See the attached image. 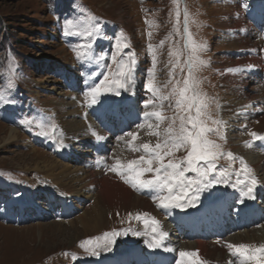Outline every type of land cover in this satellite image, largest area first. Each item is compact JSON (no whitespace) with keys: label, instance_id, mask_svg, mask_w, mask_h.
<instances>
[{"label":"rangeland","instance_id":"374dc122","mask_svg":"<svg viewBox=\"0 0 264 264\" xmlns=\"http://www.w3.org/2000/svg\"><path fill=\"white\" fill-rule=\"evenodd\" d=\"M250 1L252 0H0V93L4 96V102H0V264H94V261L103 259H112L114 264H119L115 260L118 255L129 250L142 252L143 245L148 243V237L153 238L155 232L149 222L153 214L141 210L108 215L97 232L82 233V228L78 225L76 229H71L68 220L85 214L92 200L90 202L86 198L88 202L81 209L83 212L74 208L79 205L76 199L67 202L68 212L60 210V205H56V202L60 201L61 194L57 190L54 192V184L42 173L32 170L33 159L37 161L41 159L37 155L44 154L49 156L48 159L59 161V153L62 156L67 153V144L68 153L73 158L71 166L88 171L84 167V161L93 162L94 155L105 153L106 150L108 155H112V150L121 145L118 141L131 140L125 135L126 132L139 130L141 134L142 127L137 126L142 123H136L139 113L144 109L161 110L160 102L155 107H144V101L151 98L146 93L144 84L148 82L145 70L153 67V54L156 58L155 80L161 94L167 95L177 81L182 85L183 78L187 75L188 69L184 64L188 50L186 43L189 48L191 43L184 34L185 10L188 13L191 40L205 46L198 52V57L206 63L199 65L195 74L200 81L199 91L207 97V112L211 117L208 123L220 132L209 137L220 145L223 153L215 162L217 171L228 172L230 182L214 186L211 195L208 191H202L194 199L192 197L197 193L192 192L183 203H186L185 208H190L194 207L192 205L195 201L200 202V198L210 201L213 196L220 197L230 192L235 194L232 192L235 191L232 185L238 178L248 180L250 177H246L241 171L239 160L227 155L242 149L235 141L236 138H230V133L228 136L225 133L221 107L228 100V88L223 83L222 76L223 71L235 65L241 56L238 54L240 50L234 51L229 44L232 32L228 28L240 16L243 4ZM245 21L248 19L243 21V26H246ZM97 24L99 32L94 38L88 37L87 32L93 31ZM253 28L248 30L252 35V44L254 38L261 35L256 27ZM66 31L81 34L65 35ZM261 38V44L256 46L258 55L261 47H264V37ZM85 44H90L91 47H81ZM117 44L120 47H115ZM148 44L153 45L151 52L147 48ZM170 51L180 54L178 64L176 55L170 56ZM77 53H81L79 59ZM114 54L117 56L115 60L112 59ZM130 55L137 61L133 73L134 82L126 89H121L119 96L108 92L103 97L104 102L109 105L112 100H123L117 113H114L116 109L110 112L108 105L102 115L105 119L110 114L114 115L112 123L126 125L125 133L118 134L120 131L112 130L106 133L104 141H92V132L98 133L104 128L97 117L90 114L88 104L91 97H86L87 76L97 77L93 83H99L105 72H118L120 63H128ZM252 71L247 70L246 75L260 79V73L254 74ZM239 85L240 82L236 86ZM132 89L136 97L130 95ZM131 101L134 106L130 105ZM133 111L137 117L131 120ZM162 111L168 117L175 113V109L167 101L163 103ZM67 120L70 122L69 126L74 128L81 122V129L69 134L64 128ZM155 123L153 120L152 124ZM166 124L167 122L163 123L161 128ZM10 127L18 130L19 137L4 142ZM40 132L47 135H38ZM232 132L233 136L237 135L235 131ZM120 137L123 139H119ZM139 142L137 138L133 143L139 145ZM156 142L157 137L154 136L152 144ZM102 145L106 150L101 148ZM34 149L36 152H33ZM135 153L136 158L145 154L143 151ZM185 155V149H173V155L165 157V162L167 159L180 160ZM98 166L94 165V168L97 169ZM104 170L108 172L109 167L105 166ZM261 172L259 171V176ZM151 175L148 173L146 177ZM187 175L195 177V173ZM236 188L240 190L239 185ZM132 190L135 193L133 188ZM164 194L167 195L166 192ZM262 209L264 210L263 207ZM137 215L142 217L137 219ZM55 223L62 228L60 233V228ZM252 229L257 230L259 241L264 243L261 225H255ZM239 230L242 231L229 230L224 237L231 239ZM105 233H109L106 238ZM174 239L177 242L180 240L178 237ZM93 251L97 254H90ZM174 257L178 259L177 255ZM232 260L236 258L232 257Z\"/></svg>","mask_w":264,"mask_h":264},{"label":"bare ground","instance_id":"6f19581e","mask_svg":"<svg viewBox=\"0 0 264 264\" xmlns=\"http://www.w3.org/2000/svg\"><path fill=\"white\" fill-rule=\"evenodd\" d=\"M259 1L260 0H252L251 2L256 3ZM245 5L246 4H244L243 6L245 7ZM262 10L264 12V1H263ZM239 15L240 16L235 21H233L232 25L228 29H230V32H232V35L231 33L229 35V41H230L229 44L230 46H232V49L234 51L237 52V50H240L238 54H241V56L239 59L236 58L237 60L235 65H232L228 68V69H235V71H226L227 69L223 71V76H222L223 83L228 88V95H227L228 100L226 101L225 104L222 103L224 105L221 108L223 112V121H224V128L226 131L225 132L226 135L228 136V133H230L229 135L230 138H236L235 141L239 145H241V149H242V150L233 151L232 153L233 157L239 160V162H240V158H243V161L247 164V166H249L252 169V174L255 176V178L258 181L254 189L256 191L264 192V182H263L264 181V153H263L264 148L259 143L254 144L253 141L258 142L260 140H254V138L249 135L250 132H256L260 135H264V84L262 83L263 84L262 85L260 83V79L254 78L251 75H246L247 70L248 72L250 70L251 71L253 70L252 73L254 74H258V72L261 74L264 71V61L262 59V56L264 55V47L263 46L261 47L260 55H258L257 52L258 50L256 51V49H258L256 48V46L260 45L262 42L261 36L264 37V32L261 33V35L258 34V37L254 38L253 40L254 42L252 44L250 39L252 38V35H250L251 33H249L248 30L249 28L251 29L254 26L248 21H245L246 26H243V21L246 20L248 15L251 16L253 19H256L257 17L256 13L252 12L251 14H248L241 12V14ZM234 30H236L237 32L234 33ZM241 50L244 51L241 53ZM259 60L261 62H259ZM238 82H240V85L236 86ZM250 83L251 84L253 83L251 87L249 86ZM130 95L132 97L137 96L133 89L130 91ZM158 102L159 101H157L156 104ZM65 104L68 105L69 103H65ZM130 104L133 105V101H131ZM109 107L111 110L113 109L111 104L109 105ZM120 107L121 105L116 109V112L114 113H117ZM145 111H155V110L144 109L139 114L142 115ZM132 114L136 115L134 111L132 112ZM153 120H155V118L143 119L141 116L139 122L142 123L141 125H143L141 128L142 133L139 134L138 132L139 130L138 131L135 130V132L137 133V137L140 140L139 144L145 142H150V143L153 142L154 135H151L150 133L154 131V129L148 128V124L152 123ZM81 124L82 123L79 122L76 128L70 127L69 126L70 122L68 123L67 120L65 121L64 128L69 134H73L75 131L81 129L82 126ZM232 131H235L237 135L233 136L232 134H234V132ZM18 134H19L18 130H16L14 127H10L7 129V136L6 138L3 139V141L10 142L15 139H18L19 137ZM96 134L101 135L105 138L107 137V134L104 132V130L101 129ZM128 139H131V137H128ZM92 141H98V140H96L95 137L93 136ZM128 141L126 140L118 141V143H120L121 145H126V147L117 145L114 148V150H112L113 151L112 155H108V153H106L107 150L105 149V146L108 148V145L104 142L105 146L102 145L101 148L106 150L105 153H101L100 155H94L93 162L84 161V167L88 171H85L77 166L75 167L71 166V164L73 163V158L72 155H69L70 152L67 144L65 145V153L66 152L67 153L63 156L62 153H59L58 156L61 158L59 161L54 158L48 159L49 156L47 157V155L44 154L43 155L38 154L37 157L41 159L37 161L33 159L34 166L33 167L31 166L32 170H34L35 172L42 173L43 176H45L47 179L51 181L50 183L54 184V188H55L54 192H56L57 190V192L61 194V197H59L60 201L56 202L57 203L56 205L58 206L60 205V210L68 212L69 208L67 206L68 205L67 202L70 203L73 201V199H76L79 205L76 203L77 205L74 208L80 210L79 212H83V210L81 211V209L85 207V203L88 202L86 198H89L90 202L92 200V202L88 204L89 210H86L85 214L83 215L81 214L82 216H78L77 218L68 220L69 224L71 225L70 226L71 229L73 230L76 229L75 227L76 225H78L82 228V233H88L91 231L97 232L102 227L104 219L108 215L117 214L120 211L135 212L141 210V211L151 212L154 215V221L156 222V223L152 222V224L153 226L157 227L158 229L157 237L160 238V242H161L159 247H153V249L156 251L155 255L143 259V255L141 256V253H139V251L133 252L132 250L131 251L129 250L121 253L116 257L115 260H118L119 264H124L126 262V255H124V253H130L131 256L135 254L137 256L136 261L138 262V264H152V262H155V264H178V262L181 261L178 260L180 258L179 254L181 251H197L199 259L203 261L204 264H242V260H239L237 258L236 260H232V256L230 255L226 247V243H233V244L245 243L256 246L260 244H264L259 241L258 234L256 233L257 230L252 229L253 226L260 224L262 230L264 231V223H263L264 212L263 213L261 211L259 212V210H257L259 212L257 214V217L249 216V215L247 216V213L249 214V212H251L252 210H246L245 216L248 218L246 219L244 217L243 220L239 222V224L240 223L242 224L246 219L245 225L247 227H242V231L241 230L237 231L238 234L234 235V237H232L231 239L229 238L228 240L223 235L224 233L223 231H225L226 224L222 222L221 223L217 222V224H215L216 229L210 228L202 232H199V230L193 232L194 228L192 227L189 233L187 231L188 234L183 231L172 230L170 225L165 221V218L157 210V207L159 205L158 198L157 200L154 201L152 198H146L145 196L137 195L136 193L133 192L132 187L128 184H125L122 180H120L116 174L104 170L105 166L110 168L112 164L115 163L116 159H119L124 163H126L128 160L131 159H137L136 153L129 148ZM235 141L234 143H236ZM33 152H36V149H34ZM66 159L68 161H66ZM94 165L95 166L99 165L98 166L99 168L95 169ZM259 171H262L260 176H259ZM251 194L247 196V198H250ZM232 196L233 194H231V192L224 193L222 195V197H225V199L230 198ZM212 198L216 199L218 197L214 198L213 196ZM257 203L260 204L262 207H264V199L260 198ZM195 208L197 207L189 208V209L182 208V209L191 210ZM140 216L142 217V215ZM55 224L58 226V228H60V225L58 223ZM227 226L228 228H231L233 224L230 225L227 223ZM249 226L251 227V229H249ZM196 227H198V225H196L195 228ZM237 228L238 227L236 226V222H235V229ZM61 229L62 228L58 230L59 233ZM191 232L193 233L190 234ZM168 233L170 234L169 236L167 235ZM175 237L180 238L179 242L175 241L174 239ZM162 248L166 251H169V253L164 254L163 252H159L161 251ZM159 255L163 257V259H161ZM175 255L178 256V259L174 257ZM182 259L184 261L187 260V258H182ZM93 263L114 264L115 262H113L112 259L110 260L103 259L97 262L94 261Z\"/></svg>","mask_w":264,"mask_h":264},{"label":"snow or ice","instance_id":"6c2138e0","mask_svg":"<svg viewBox=\"0 0 264 264\" xmlns=\"http://www.w3.org/2000/svg\"><path fill=\"white\" fill-rule=\"evenodd\" d=\"M184 15V34L191 43V47L189 48L186 43L188 50L184 64L187 66L188 72L183 78L182 85L180 81H177L172 85L171 91L167 95L160 93L155 80L156 58L154 54L153 67L145 70L148 82L144 84V88L151 98L144 101V107H155L156 102L159 101L161 110L145 111L142 118H155L156 123H149L148 128L154 129L150 134L157 137V142L154 145L150 142L135 145L133 142L138 138L137 133H126V136L131 137V140L128 141L129 148L133 152L143 151L145 154L140 155L137 159L128 160L126 163L116 159L115 163L109 168L111 173L116 174L120 180L130 185L134 190H153L152 199L155 201L158 198V206L164 208L169 206L180 207L181 202L189 197L192 192L208 191L211 195V189L214 186L220 183L227 185L230 182L228 172L224 170L217 171L215 162L223 153L220 150V145L209 137L213 133L220 134V132L218 128H213L208 123L211 117L207 112V97L199 91L200 81L195 74L199 65L206 63L198 57V52L205 46L196 44L195 41L191 40L186 10ZM177 16H179V11H177ZM69 24H71L70 21ZM98 32L99 25L97 24L93 31L87 32V36L94 38ZM64 34L80 35L81 33L66 31ZM162 43L163 41H161ZM81 47L90 48L91 45L85 44ZM115 47H120V45L117 44ZM124 47L126 48L127 45H124ZM147 48L151 52L153 45L148 44ZM169 55H176V63L180 62L179 53L170 51ZM80 56L81 53H77L78 59ZM112 59H117V56L114 54ZM136 65V59L130 55L128 63L118 65V72H105L99 83L87 85L86 97H91L88 106L104 103V94L108 92H114L115 95L119 96L121 89H126L128 85L134 82L133 73L136 70ZM226 71H235V69H227ZM165 101L175 109L172 117L163 114L162 107ZM0 102H4L3 93H0ZM165 122H167L166 126L161 128V125ZM213 123L219 122L213 121ZM37 134L47 135L44 132ZM92 135L98 141L105 139V137L97 135L95 132H92ZM249 135L254 140L264 141V135L256 132H250ZM119 139H123V137ZM181 148L186 150V155L182 159H167L165 162V157L173 155V149L180 150ZM227 155L233 157L231 152ZM240 163L242 165L241 171L250 178L248 180L238 179L232 186L236 188L239 185L241 193L244 196H249L253 193L258 181L254 175H251L252 169L247 166L243 158H240ZM148 173L152 174L151 177H146ZM188 173H195V177L187 175ZM162 192H166L167 195L157 197L156 193ZM240 203H243V201H240ZM139 218L140 216L137 215V219ZM153 223L156 222L153 221ZM152 231L155 232L156 229L153 227ZM104 235L108 236L109 233ZM149 246L159 247L160 241L154 236ZM226 247L232 257L242 260V264H264V244L256 246L245 243H226ZM90 254L96 255L97 253L93 251ZM179 255L181 258H187V260L182 259L178 264H204L199 259L197 251H181Z\"/></svg>","mask_w":264,"mask_h":264}]
</instances>
